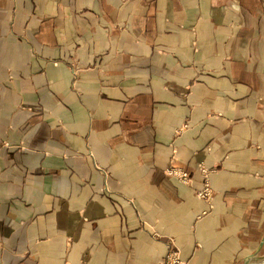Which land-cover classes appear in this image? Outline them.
Wrapping results in <instances>:
<instances>
[{"label":"crops","instance_id":"obj_1","mask_svg":"<svg viewBox=\"0 0 264 264\" xmlns=\"http://www.w3.org/2000/svg\"><path fill=\"white\" fill-rule=\"evenodd\" d=\"M174 249L264 264V0H0V264Z\"/></svg>","mask_w":264,"mask_h":264},{"label":"built area","instance_id":"obj_2","mask_svg":"<svg viewBox=\"0 0 264 264\" xmlns=\"http://www.w3.org/2000/svg\"><path fill=\"white\" fill-rule=\"evenodd\" d=\"M202 170L205 175V184L204 187L198 192V195L199 197L211 202V200L214 197V191L209 181V174H211L214 171V169L203 167ZM167 173L171 176L177 177L180 181L184 183H188L191 179L189 172L178 167L170 168L167 171ZM180 263H182L180 253L177 249H174L168 253L164 264H180Z\"/></svg>","mask_w":264,"mask_h":264}]
</instances>
